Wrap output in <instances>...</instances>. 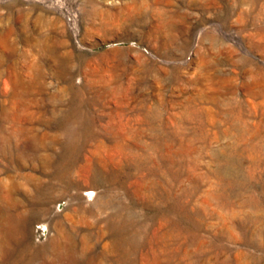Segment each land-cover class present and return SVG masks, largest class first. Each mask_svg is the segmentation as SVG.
<instances>
[{"label":"rangeland","instance_id":"obj_1","mask_svg":"<svg viewBox=\"0 0 264 264\" xmlns=\"http://www.w3.org/2000/svg\"><path fill=\"white\" fill-rule=\"evenodd\" d=\"M0 264H264V0H0Z\"/></svg>","mask_w":264,"mask_h":264}]
</instances>
